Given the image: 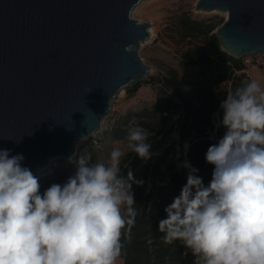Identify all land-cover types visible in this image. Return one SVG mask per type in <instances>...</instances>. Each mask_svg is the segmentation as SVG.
Listing matches in <instances>:
<instances>
[{
	"label": "clouds",
	"instance_id": "9594fccd",
	"mask_svg": "<svg viewBox=\"0 0 264 264\" xmlns=\"http://www.w3.org/2000/svg\"><path fill=\"white\" fill-rule=\"evenodd\" d=\"M220 108L216 127L226 131L205 154L214 166L209 184L187 160L179 165L187 182L158 231L165 244L189 249L194 264H264V88L251 80ZM149 137L140 125L126 136L145 162L159 154ZM125 156L113 148L106 162L69 157L74 175L41 193L24 156L0 149V264H117L138 215L132 185L143 184L131 169L121 175Z\"/></svg>",
	"mask_w": 264,
	"mask_h": 264
},
{
	"label": "water",
	"instance_id": "95a60500",
	"mask_svg": "<svg viewBox=\"0 0 264 264\" xmlns=\"http://www.w3.org/2000/svg\"><path fill=\"white\" fill-rule=\"evenodd\" d=\"M141 1L0 0V149L22 154L33 174L76 158L115 96L151 74L138 56L150 24L131 18ZM195 9L226 13L214 35L228 55L264 54V0Z\"/></svg>",
	"mask_w": 264,
	"mask_h": 264
},
{
	"label": "trees",
	"instance_id": "16d2710c",
	"mask_svg": "<svg viewBox=\"0 0 264 264\" xmlns=\"http://www.w3.org/2000/svg\"><path fill=\"white\" fill-rule=\"evenodd\" d=\"M180 27L182 40L193 39L181 53L184 64L212 69L216 72L215 80L210 84L208 81L201 82L194 90L188 91L178 73L167 69L163 75L149 79L156 86L153 108L128 113L120 124L114 126V139H123L128 134V122L135 120L132 127L140 125L146 129L150 136L147 142L152 144L151 151L159 153L147 162L133 153L123 169L122 175L126 176L131 169L137 180H143L142 185H132L138 215L130 235L122 236L123 247L119 258L123 259V264H194L191 251L180 242L164 243L163 234L158 231V222L166 218L165 207L172 203L187 182L188 169L178 167L185 160L199 170L196 175L203 179L205 186L209 184L214 166L206 162L205 154L208 147L226 131L223 127H216L214 116L222 119L220 104L227 98V93L250 81L243 73L235 74L242 71L244 65L220 51L217 38L210 34L211 28L190 19H184ZM227 82H230L229 89L220 97L215 89ZM126 90L129 94L133 93L137 85ZM177 109L181 110L177 129L179 143L181 146L187 144L188 148L177 159H168L169 147L162 148L163 128ZM214 130L215 139L209 135ZM63 172L61 169L55 174L60 177Z\"/></svg>",
	"mask_w": 264,
	"mask_h": 264
},
{
	"label": "rangeland",
	"instance_id": "374dc122",
	"mask_svg": "<svg viewBox=\"0 0 264 264\" xmlns=\"http://www.w3.org/2000/svg\"><path fill=\"white\" fill-rule=\"evenodd\" d=\"M198 0H142L131 11V18L136 19L139 23L150 24L153 30L147 40L141 43L138 49V56L144 64L150 67L151 74L139 82L129 84L126 88L131 89L137 85V90L130 93L123 89L122 93H118L110 102V109L104 118L101 130L91 137L80 140L77 143L76 151L78 159L80 154H90L92 162L107 161L109 154L113 148H120L126 156L121 165V175L124 165L132 157L131 150L127 147L126 137L123 139H114V126L120 124L128 113H139L144 108L151 110L156 101V86L149 81L150 77L163 75L167 69H174L188 91L194 90L201 82L208 81L213 83L216 72L212 69H203L197 66H189L184 64L181 53L184 51L189 42L193 39H181L180 24L184 19L197 21L202 23L204 27L211 28V33L219 27L226 19L222 13H211L212 11L196 10L195 5ZM200 41V40H198ZM222 53H226L220 48ZM235 58V57H234ZM242 62L244 69L235 74L243 73L246 78L256 80L264 88V54L245 55L235 58ZM230 82L219 85L215 92L220 94L228 91ZM181 110L177 109L172 113L163 128L164 143L162 148L169 147L168 159H177L185 150V144L180 145L177 134L178 121ZM214 120H218V116H214ZM128 122V130L132 128V123ZM211 138H216V131L209 134ZM171 145V146H169ZM74 159V160H75ZM64 172L59 177L56 171ZM76 165L74 162L57 158L52 159L49 165L34 175L38 178L41 185V193L52 183H64L74 175Z\"/></svg>",
	"mask_w": 264,
	"mask_h": 264
},
{
	"label": "bare ground",
	"instance_id": "6f19581e",
	"mask_svg": "<svg viewBox=\"0 0 264 264\" xmlns=\"http://www.w3.org/2000/svg\"><path fill=\"white\" fill-rule=\"evenodd\" d=\"M222 13L223 15H225V16H227L226 15V13H224V12H221V11H218V10H213L211 13ZM149 33H150V35H151V37H152V34H153V30H152V28H150V30H149ZM123 92V90H121L119 93H122Z\"/></svg>",
	"mask_w": 264,
	"mask_h": 264
},
{
	"label": "crops",
	"instance_id": "0c3cea01",
	"mask_svg": "<svg viewBox=\"0 0 264 264\" xmlns=\"http://www.w3.org/2000/svg\"><path fill=\"white\" fill-rule=\"evenodd\" d=\"M117 264H123V259H122V258H119V259L117 260Z\"/></svg>",
	"mask_w": 264,
	"mask_h": 264
}]
</instances>
